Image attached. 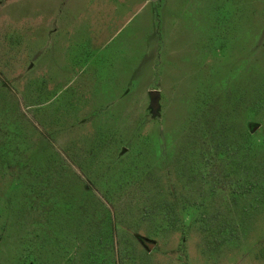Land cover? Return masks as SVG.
<instances>
[{"label": "rangeland", "instance_id": "1", "mask_svg": "<svg viewBox=\"0 0 264 264\" xmlns=\"http://www.w3.org/2000/svg\"><path fill=\"white\" fill-rule=\"evenodd\" d=\"M0 264H264V0H0Z\"/></svg>", "mask_w": 264, "mask_h": 264}, {"label": "water", "instance_id": "2", "mask_svg": "<svg viewBox=\"0 0 264 264\" xmlns=\"http://www.w3.org/2000/svg\"><path fill=\"white\" fill-rule=\"evenodd\" d=\"M159 99L160 95L157 91H151L150 92V108L152 110L153 114H156L159 110Z\"/></svg>", "mask_w": 264, "mask_h": 264}]
</instances>
